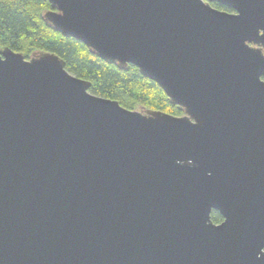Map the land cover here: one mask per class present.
Segmentation results:
<instances>
[{"label":"water","instance_id":"1","mask_svg":"<svg viewBox=\"0 0 264 264\" xmlns=\"http://www.w3.org/2000/svg\"><path fill=\"white\" fill-rule=\"evenodd\" d=\"M45 1L183 115L0 49V264H264V0Z\"/></svg>","mask_w":264,"mask_h":264},{"label":"trees","instance_id":"2","mask_svg":"<svg viewBox=\"0 0 264 264\" xmlns=\"http://www.w3.org/2000/svg\"><path fill=\"white\" fill-rule=\"evenodd\" d=\"M212 6L229 11L217 3ZM50 9L51 4L45 0H0V49L9 48L26 59L37 52L56 54L71 74L91 83L90 92L94 95L117 101L128 110L183 115L182 109L170 103L161 87L141 75L137 67L129 65L120 69L108 64L83 43L50 28L43 19ZM212 220L220 223L223 218L213 211Z\"/></svg>","mask_w":264,"mask_h":264},{"label":"flooded vegetation","instance_id":"3","mask_svg":"<svg viewBox=\"0 0 264 264\" xmlns=\"http://www.w3.org/2000/svg\"><path fill=\"white\" fill-rule=\"evenodd\" d=\"M229 11L232 12V10H230V9H229ZM222 221H223V220H222ZM222 221H221V222H222ZM221 222H220V223H221ZM220 223H216V224H220Z\"/></svg>","mask_w":264,"mask_h":264}]
</instances>
